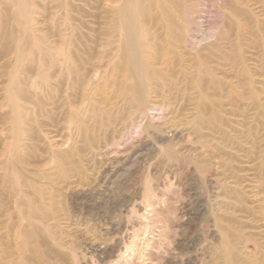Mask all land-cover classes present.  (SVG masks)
<instances>
[{
  "label": "rangeland",
  "instance_id": "374dc122",
  "mask_svg": "<svg viewBox=\"0 0 264 264\" xmlns=\"http://www.w3.org/2000/svg\"><path fill=\"white\" fill-rule=\"evenodd\" d=\"M123 2L0 0V264H100L109 223L134 264H264V0H144L140 102Z\"/></svg>",
  "mask_w": 264,
  "mask_h": 264
},
{
  "label": "bare ground",
  "instance_id": "6f19581e",
  "mask_svg": "<svg viewBox=\"0 0 264 264\" xmlns=\"http://www.w3.org/2000/svg\"><path fill=\"white\" fill-rule=\"evenodd\" d=\"M143 2H144V0H124L123 4L121 5L120 10H119L120 11V18H121V19L120 18L119 19H120V23H121V28L123 29L122 30L123 31V41H122V45L120 48V55L123 59L122 62L124 61L125 65H126L128 76L130 78H132L134 81L133 85H131L126 92L127 98L131 102H135V101L140 102V101L145 100L147 97L148 84H149V80L147 77V75H148L147 68L148 67H147V64L145 63V61L140 56V54L143 50V45L146 43V38L142 34L143 29L139 25V22H138V15H139V12L142 11ZM125 89H127V88H125ZM16 116H18V115H16ZM14 121H15L16 127L18 128V126L20 124L19 117H16ZM12 131H13V129H12ZM12 136L14 137V135H12ZM118 142L119 141H117V143ZM117 143L115 142L114 144H117ZM116 147H117V150L114 151V153L118 156H121V157H123L124 155H129L133 151H136V150H133L135 147L130 146L129 143L125 142V141L121 142L120 144H117ZM110 149H111V147H110ZM134 153H136V152H134ZM118 156H117V159H113L112 161H110V164H108L107 166H105L102 169V171L98 177V183H99L98 185H100L102 187H106V185L109 184L110 181L113 182L114 180H116L115 176H116V171H117L116 168H117L118 158H119ZM98 189L101 190L100 188H98ZM93 194H94V192H93ZM85 205L86 204H84V206ZM147 210H148V212H151V214H153L154 207L153 206L148 207ZM87 211L88 210H86V212ZM78 214H79L78 218L85 217L83 212H80ZM89 218H90V221L93 222L94 225H97V226H99L103 222L102 215L99 211H97L96 213H93V214H92V212H89ZM85 219H86V217H85ZM76 221H78V219ZM98 228H100V227H98ZM118 230H119V224H117V223H115V224L109 223L108 228H103L101 231L102 234L110 235V239H109L110 241H109V243L103 241V242L96 244L94 246H91V245L89 247L87 246L89 248V254L91 255V257L95 256L97 261L100 264H114V263H116V262H114L115 260H118L121 264H134V263L138 262V260H139V263L142 262L141 260L145 259L144 258L145 255H143V253L141 252V251H143L142 248L144 250H146V248L150 247V242H151L150 240H147L145 238V236H146L145 233L147 231H144L143 233H141L142 237L137 240L138 243L131 246L133 244V241H129L128 243H124V239L121 236V233L116 232ZM111 232H116V233L114 235H112V234H110ZM154 236H157V235H154ZM149 238L153 239L154 237L151 236ZM143 243L145 244L144 247L142 245ZM140 246H142V248ZM87 251H88V249H87ZM123 253H125V254L123 255ZM126 253H128V254H126ZM153 260H154V258H153ZM119 262H118V264H119Z\"/></svg>",
  "mask_w": 264,
  "mask_h": 264
}]
</instances>
